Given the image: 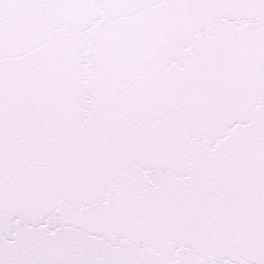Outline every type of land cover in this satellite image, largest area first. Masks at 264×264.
I'll return each instance as SVG.
<instances>
[{"label": "snow or ice", "instance_id": "6c2138e0", "mask_svg": "<svg viewBox=\"0 0 264 264\" xmlns=\"http://www.w3.org/2000/svg\"><path fill=\"white\" fill-rule=\"evenodd\" d=\"M0 264H264V0H0Z\"/></svg>", "mask_w": 264, "mask_h": 264}]
</instances>
